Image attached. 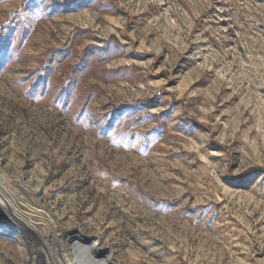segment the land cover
Wrapping results in <instances>:
<instances>
[{
  "label": "rangeland",
  "instance_id": "rangeland-1",
  "mask_svg": "<svg viewBox=\"0 0 264 264\" xmlns=\"http://www.w3.org/2000/svg\"><path fill=\"white\" fill-rule=\"evenodd\" d=\"M8 21L0 177L44 242L264 264V170L240 180L264 169V0H0ZM13 229L0 262L50 264Z\"/></svg>",
  "mask_w": 264,
  "mask_h": 264
},
{
  "label": "bare ground",
  "instance_id": "bare-ground-1",
  "mask_svg": "<svg viewBox=\"0 0 264 264\" xmlns=\"http://www.w3.org/2000/svg\"><path fill=\"white\" fill-rule=\"evenodd\" d=\"M7 182L0 177V212L8 216L13 222V227L24 233L25 237L30 240L34 239L41 246L40 250L37 247V251L41 253L44 251L50 264H119L111 251L99 248L98 238L94 236L84 237L77 231L63 233L64 235L61 238H59L61 235L58 237L54 233V245L48 240L44 242L41 231L43 232V228H46L45 215L41 211L27 207L24 204L25 201L19 195L12 196L11 189L8 188L10 191L7 189ZM9 233L3 232L2 235L0 234V239L8 240L7 235H10L14 241L20 238L13 232L9 231ZM63 238L67 239V244H65L66 248L62 251L60 240Z\"/></svg>",
  "mask_w": 264,
  "mask_h": 264
},
{
  "label": "trees",
  "instance_id": "trees-1",
  "mask_svg": "<svg viewBox=\"0 0 264 264\" xmlns=\"http://www.w3.org/2000/svg\"><path fill=\"white\" fill-rule=\"evenodd\" d=\"M76 2H79V1H76ZM21 10H23V7H22ZM13 26H14L13 23L11 25V21H8L1 28V30H0V44H1V46H0V52H3L5 50L4 45L6 44V41L9 39V37L11 35V30H13ZM45 71H46V69H41V76L42 77L44 76ZM263 170L264 169L248 170L242 177H240V180L241 179H245L247 176L252 175L254 172L263 171Z\"/></svg>",
  "mask_w": 264,
  "mask_h": 264
},
{
  "label": "built area",
  "instance_id": "built-area-1",
  "mask_svg": "<svg viewBox=\"0 0 264 264\" xmlns=\"http://www.w3.org/2000/svg\"><path fill=\"white\" fill-rule=\"evenodd\" d=\"M12 224L13 222L11 221V219L0 212V233L1 231L9 233L10 230H14ZM7 237L8 240L6 241L15 242L10 235H7ZM0 264H10V263L8 261H5V262H0Z\"/></svg>",
  "mask_w": 264,
  "mask_h": 264
}]
</instances>
